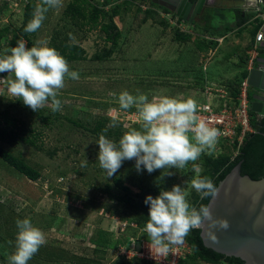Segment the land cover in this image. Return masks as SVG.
I'll return each mask as SVG.
<instances>
[{"label": "rangeland", "instance_id": "374dc122", "mask_svg": "<svg viewBox=\"0 0 264 264\" xmlns=\"http://www.w3.org/2000/svg\"><path fill=\"white\" fill-rule=\"evenodd\" d=\"M31 1L37 5L40 2L24 3ZM72 1L63 0L61 8L49 9L32 38L33 46L38 40L47 41L48 47L65 42L85 51L84 60L68 62L79 78H65L58 96L61 110L53 112L45 106L33 112L10 96L6 85L0 83V129L5 127L2 115L8 112L28 129L39 132L37 142L48 151H38L20 141H0L4 150L40 173L37 181H30L0 159V264H7V255L14 250L9 241L15 240L17 219H29L45 236V243L28 264H142L139 260L126 261L121 251L131 240L150 242L144 232L148 219L145 197H155L160 191L181 185L193 207L194 196L200 194L190 184L197 175L192 165H200L202 171L211 175L206 157H216L205 152L184 169L170 170L175 173L171 176L167 169L137 173L135 162L125 161L109 178L99 166L98 139L91 129L97 121L106 120V127L113 131L141 130L136 109L123 110L118 104L123 91L134 96L145 94L149 100L162 95L191 98L199 106L204 101L201 94L206 81L227 85L238 82L247 70L241 61L245 49L252 43L255 28L262 23L257 1L245 11L243 0H217L210 4L212 18L205 23L186 22L191 38L177 42L176 29L170 25L166 30L153 23L144 28L146 23L140 24L141 14H136L140 2L132 1L113 20L121 33L117 47L110 57L95 61L92 57L109 49L110 44L104 42L98 29H89L83 20L71 21L66 8ZM124 2L92 1L108 13ZM236 12L250 20L240 31L233 29ZM18 16L9 24L12 31L21 25ZM3 23L1 20L0 29L7 27ZM10 40V35L1 40L0 54L12 48ZM196 42L207 45L208 51L198 52ZM7 78L8 74H0V79ZM113 121L117 122L116 127L109 126ZM221 149L231 159L237 154L236 149L228 146ZM117 180L128 189V194L117 187ZM127 195L140 208L126 204ZM192 255L190 250L186 264H206L190 261L188 257Z\"/></svg>", "mask_w": 264, "mask_h": 264}, {"label": "clouds", "instance_id": "9594fccd", "mask_svg": "<svg viewBox=\"0 0 264 264\" xmlns=\"http://www.w3.org/2000/svg\"><path fill=\"white\" fill-rule=\"evenodd\" d=\"M62 6L63 0H40L24 31H38L45 13ZM4 73L8 78L0 79V83L6 85L8 94L33 112L45 106L53 112L61 110L58 96L65 86V78H79L77 72L70 70L67 60L43 40L36 41L30 48L19 40L15 47L0 54V74ZM118 104L123 110L136 109L141 130L125 131L118 143L104 134L99 136L97 159L109 178L125 161H134L137 173L152 174L167 169L168 176L174 175L170 170L184 169L205 152L210 155L222 135L217 128L199 120L198 105L191 98L162 95L149 100L145 94L134 96L123 91ZM116 123L113 121L109 126L116 127ZM192 167L197 175L190 181L191 187L201 198L215 197L217 189L211 179L199 175L200 165L193 163ZM144 204L148 208L144 232L151 242L150 247L158 253L168 252L172 245H182L190 229L200 227L205 221H212L213 227L229 228L228 221L213 220L209 207L202 206L199 210L191 207L181 185H173L155 197L147 195ZM16 228L14 242L9 241L14 250L7 255V264H28L45 243L44 233L29 219H17Z\"/></svg>", "mask_w": 264, "mask_h": 264}, {"label": "trees", "instance_id": "16d2710c", "mask_svg": "<svg viewBox=\"0 0 264 264\" xmlns=\"http://www.w3.org/2000/svg\"><path fill=\"white\" fill-rule=\"evenodd\" d=\"M92 1L93 0H73L68 4L66 8V14L70 17L72 22L76 23L81 19L83 20L85 25L89 26V29H98L102 33L104 42L106 44H110V47L102 54H95L92 57V59L95 61H101L104 58H108L112 55L113 50L117 47L118 41L121 38V33L117 29L113 21L115 17L119 16L120 9L123 7L125 8L128 4H131L130 2L132 1L142 0H125L122 5H117L116 7H114L110 13L93 4ZM36 7L37 4L34 1L26 4L21 25L16 31H12L9 27L0 29V44L1 40L4 37L10 35L11 47H15L17 45V41L19 40L25 41L26 46L29 48L33 46L32 38L35 32L28 33L25 32L24 29L28 22L33 18V13ZM152 7L156 6L152 5ZM162 10L166 13L169 12L165 9ZM136 14H141L142 18L140 24H144L150 20L153 24L161 27L162 30H166L169 28L168 22L162 19L154 9L143 11L140 8H137ZM236 14H238V12H236ZM247 21L248 19L246 18L241 20L238 24L242 25L247 23ZM260 27L255 28L254 36ZM204 30L206 32L209 31L207 27H205ZM174 36V40L177 42H187L191 38L190 35L184 34L178 30H176ZM251 44L248 45L245 50H248ZM49 47L55 48L67 60V62L81 61L86 58L84 49H82L78 45L63 42L58 45H54L52 43L51 45H49ZM196 48L198 52L206 53L208 51V46L199 42H196ZM241 61L244 62V65H247V56L245 54L244 58H242ZM244 74L245 75L238 82H232L228 84L231 95L233 97L238 91L241 80L247 76V70L244 71ZM249 114L251 117V125L254 129V126L257 122L254 121V114ZM2 121L4 122L5 127L3 129H0L1 142H10L11 144H14L15 142L20 141L35 148L38 151L48 153L44 146L38 144L37 142V139L40 137L39 132L37 133L32 129H28V126L25 123L10 117L8 112H5L2 115ZM262 122V127L260 128V131L258 133H250L246 135L238 149L236 147V144L232 147L237 150V154L234 158L231 159L230 156L226 155L225 153L217 155L216 158H213L211 156L206 157L207 165L211 169L212 174L207 175L205 171H202L200 176L211 179L215 188H217L218 184L226 177V175L230 173V171L236 165L241 164L240 173L242 176H248L253 181H259L264 178V121ZM106 128V120L97 121L94 127L91 129V132L97 139L101 134H104L108 139H111L113 137V140L117 142L124 134L119 130L113 131L108 128L107 131H104ZM0 159L9 167H11L30 181L35 182L40 178V173L37 170L30 167L22 159L10 154L1 146ZM116 185L122 191H125L127 194L129 193L128 189L123 187L121 182H119L118 180L116 181ZM210 198L211 196H207L204 198H201V195L194 196L195 200L193 207L199 210V208H201L202 206H207ZM124 202L126 204H130L133 208H140V206L135 203L129 195L125 197ZM184 240L188 243L193 252V255L188 257V259L192 262L199 260L206 264H244V262L238 258L225 257L223 255L215 253L210 249H206L202 243L200 230L198 228L190 229L188 235L184 238ZM185 261L186 260L182 261L181 263L186 264ZM141 263L149 264L143 261H141Z\"/></svg>", "mask_w": 264, "mask_h": 264}, {"label": "water", "instance_id": "95a60500", "mask_svg": "<svg viewBox=\"0 0 264 264\" xmlns=\"http://www.w3.org/2000/svg\"><path fill=\"white\" fill-rule=\"evenodd\" d=\"M208 1L151 0V4L192 24ZM259 50L255 66L247 76L253 91L250 113L254 114L257 122L252 134L260 131V121H264V43ZM240 166L236 165L218 184L217 195L211 196L207 205L213 220H226L229 228L213 227L212 221H205L198 229L206 249L225 257L238 258L244 264H264V178L253 181L248 176H242Z\"/></svg>", "mask_w": 264, "mask_h": 264}, {"label": "built area", "instance_id": "2783aa9c", "mask_svg": "<svg viewBox=\"0 0 264 264\" xmlns=\"http://www.w3.org/2000/svg\"><path fill=\"white\" fill-rule=\"evenodd\" d=\"M148 0L138 1V8L143 11L154 9ZM257 1L260 8L259 20L262 22L261 27L254 36L253 42L248 50H245L247 56V76L254 68L255 61L260 53L259 46L264 43V8L263 0H243V10L248 11L251 3ZM24 0H0V21L10 27L16 20V15L23 16L25 6ZM159 16L168 22L176 30L189 34L188 25L182 22L171 12H164L162 9H154ZM18 16V17H19ZM4 17V18H3ZM17 17V18H18ZM247 76L241 80L236 95L233 97L227 84L212 81H206L202 87V96L204 101L201 102L197 109L199 120L205 122L209 127L217 128L222 135L218 137V142L212 154L217 157L221 154V148L228 146L232 148L235 144L237 149L246 135L253 133L250 117V96ZM192 135L191 133H189ZM227 144V145H224ZM148 241L131 240L125 249L121 251L126 261L139 260L149 264H182L181 262L190 254V246L184 240L182 245H172L168 252L158 253L150 247Z\"/></svg>", "mask_w": 264, "mask_h": 264}, {"label": "crops", "instance_id": "0c3cea01", "mask_svg": "<svg viewBox=\"0 0 264 264\" xmlns=\"http://www.w3.org/2000/svg\"><path fill=\"white\" fill-rule=\"evenodd\" d=\"M217 0H209L208 1V4H207V6H206V8H204L203 10H202V12L199 14V15H196L195 16V18H194V21H193V24H197V21H199V20H201L203 23H205V21L207 22V20H209L210 19V17L212 18V15H213V11H210V4H213V2H216ZM148 2V1H147ZM157 8H159L158 6H156ZM159 9H161V8H159ZM247 15H242V16H240L239 15V13L238 14H235V23H234V25H233V29L234 30H236V31H240L241 29H243L245 26H248V24H249V22H250V20L246 17ZM22 17V16H21ZM19 18L20 19V22L22 21V18ZM248 19V21H247V23H245V24H242V25H239L238 23L241 21V20H243V19ZM180 21H182L181 19H179ZM182 22H184V21H182ZM152 22L149 20L148 22H146V24L145 25H143L144 26V28L147 26H149L150 24H151ZM186 23V22H185ZM187 25V24H186ZM188 25H189V23H188ZM158 26V25H157ZM200 26H201V24H200ZM203 29L206 27V26H204L203 24H202V26H201ZM159 28H161V27H159ZM248 46V45H247ZM244 50V49H243Z\"/></svg>", "mask_w": 264, "mask_h": 264}, {"label": "flooded vegetation", "instance_id": "af4514ba", "mask_svg": "<svg viewBox=\"0 0 264 264\" xmlns=\"http://www.w3.org/2000/svg\"><path fill=\"white\" fill-rule=\"evenodd\" d=\"M150 3H151V0H148ZM190 1H193V0H190ZM206 8V7H205ZM260 54V53H259ZM259 56V55H258ZM253 95V91L251 90V88H249V96H250V101H251V96ZM254 121H256V118L254 116ZM259 121V120H258ZM261 124L263 123L262 121H260Z\"/></svg>", "mask_w": 264, "mask_h": 264}]
</instances>
